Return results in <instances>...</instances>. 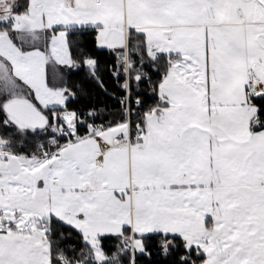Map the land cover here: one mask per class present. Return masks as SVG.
Wrapping results in <instances>:
<instances>
[{"label":"snow or ice","instance_id":"obj_1","mask_svg":"<svg viewBox=\"0 0 264 264\" xmlns=\"http://www.w3.org/2000/svg\"><path fill=\"white\" fill-rule=\"evenodd\" d=\"M0 264H264V0H0Z\"/></svg>","mask_w":264,"mask_h":264},{"label":"trees","instance_id":"obj_2","mask_svg":"<svg viewBox=\"0 0 264 264\" xmlns=\"http://www.w3.org/2000/svg\"><path fill=\"white\" fill-rule=\"evenodd\" d=\"M101 55L105 58V59H108L109 57H110V53L108 52V50H103L102 52H101Z\"/></svg>","mask_w":264,"mask_h":264}]
</instances>
